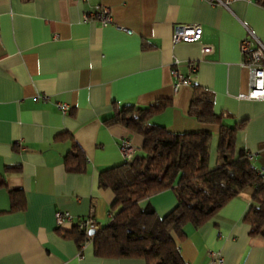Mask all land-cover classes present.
Listing matches in <instances>:
<instances>
[{
	"label": "crops",
	"instance_id": "crops-1",
	"mask_svg": "<svg viewBox=\"0 0 264 264\" xmlns=\"http://www.w3.org/2000/svg\"><path fill=\"white\" fill-rule=\"evenodd\" d=\"M101 6L109 8L106 26L86 17ZM177 24L200 26V39L174 42ZM246 29L264 44V6L255 0L228 8L208 0H0V264H147L96 256L91 240L79 245L71 235L84 217L96 228L110 220L113 193L99 186V173L122 163L123 140L140 151V134L105 122L115 106L138 114L170 101L149 121L173 132L208 129L213 167L218 127L187 114L192 86H200L227 124L245 119L235 147L264 176V101L238 96L249 89L239 48ZM173 70L190 84L174 91ZM74 142L86 156L80 172L65 167ZM252 192L243 189L202 225H185L186 264H264V235H249L243 219ZM139 204L162 216L176 197L166 189ZM57 211L72 221L57 227Z\"/></svg>",
	"mask_w": 264,
	"mask_h": 264
},
{
	"label": "trees",
	"instance_id": "trees-1",
	"mask_svg": "<svg viewBox=\"0 0 264 264\" xmlns=\"http://www.w3.org/2000/svg\"><path fill=\"white\" fill-rule=\"evenodd\" d=\"M255 1L264 6V0ZM192 87L187 114L218 127V162L213 167L209 164L213 135L208 129L173 132L149 121L169 105L164 98L140 108L138 114L131 104L115 106L114 113L104 119L140 134L142 144L130 161L99 173V186L113 193L110 220L94 227L92 234L80 230L77 224L71 230L79 245L92 241L96 256L141 258L147 264L156 259H160L158 264H186L179 251L186 238L185 225L207 222L247 187L253 192L243 219L249 225V235H264V176L253 166L246 150L235 147L236 134L246 121L227 124L215 114L207 92L200 86ZM85 163L84 152L74 142L65 156L66 169L80 172ZM166 189L173 190L176 197L175 206L166 214L159 216L150 205L140 206L150 194Z\"/></svg>",
	"mask_w": 264,
	"mask_h": 264
},
{
	"label": "built area",
	"instance_id": "built-area-1",
	"mask_svg": "<svg viewBox=\"0 0 264 264\" xmlns=\"http://www.w3.org/2000/svg\"><path fill=\"white\" fill-rule=\"evenodd\" d=\"M217 5L228 8L233 0H208ZM95 18L100 25L106 26L111 22L109 8L106 6L97 7L94 11L86 16ZM248 35L240 41V51L243 56L242 66L247 68L249 72V89L246 93H241L240 98L256 99L264 101V44L248 29ZM202 29L194 24H177L173 32L174 42H193L200 39ZM188 70L195 71L196 62L191 61L187 63ZM173 74V90L176 91L181 85L190 84V80L183 74L176 70L172 71ZM59 108L62 112H66L67 106L60 104ZM136 149L127 140H123L120 146V153L124 162L130 161ZM249 158L251 156L249 155ZM57 227H62L65 222H71L72 217L68 212L57 211L54 214ZM96 225V220L92 216H87L78 221L77 227L82 231H89ZM213 259L221 261L218 252L210 253Z\"/></svg>",
	"mask_w": 264,
	"mask_h": 264
},
{
	"label": "water",
	"instance_id": "water-1",
	"mask_svg": "<svg viewBox=\"0 0 264 264\" xmlns=\"http://www.w3.org/2000/svg\"><path fill=\"white\" fill-rule=\"evenodd\" d=\"M94 231H95V229H94V228L90 229V230H89V234H92V233H94Z\"/></svg>",
	"mask_w": 264,
	"mask_h": 264
}]
</instances>
